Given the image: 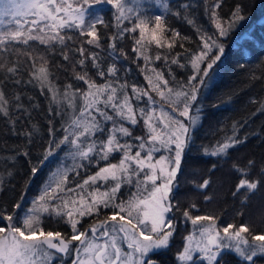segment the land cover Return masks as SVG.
I'll list each match as a JSON object with an SVG mask.
<instances>
[{
  "label": "snow or ice",
  "instance_id": "6c2138e0",
  "mask_svg": "<svg viewBox=\"0 0 264 264\" xmlns=\"http://www.w3.org/2000/svg\"><path fill=\"white\" fill-rule=\"evenodd\" d=\"M222 2L204 0V10L214 26L212 34L200 27L194 17L190 18V4L172 13L195 30L198 44L194 50L184 47L190 37L168 26L166 15L171 7L167 0H157L164 10L159 15H148L142 10V0H0V116L14 135L25 138V147L33 144L40 128L30 122L32 110L38 105L30 103L31 97H24V88H38L49 97L48 112L65 122L57 137L53 120H48V140L41 145L43 151L31 166L30 174L34 176L62 146L70 147L67 155L73 159L71 168L60 167L52 173L47 186L30 207L23 209L22 216L17 213L22 210L23 195L20 202L12 205L11 212L0 209V264H51L57 253H74L72 264H157L149 254L169 246L176 230L169 214L174 208L181 211L179 202L173 204L171 194L192 142L190 133L199 119V108H195V115L193 110L200 89L206 86L214 66L224 56L225 40L247 19L240 3L225 19L218 11ZM104 5L114 10L117 29L107 37L101 29L107 31L109 23L99 14ZM126 34H138L133 36L132 63L143 60L147 67L149 61H163L166 65L163 69L151 67L152 74L145 75L146 88L129 84L126 73L131 68L118 66L129 60L128 53L118 47V41ZM104 39L108 41L106 56L92 50L104 51ZM153 45L166 49L167 54L157 51L153 56ZM57 46L59 57L67 65L52 64L50 57L56 56ZM177 46L183 53L174 51ZM185 57L192 75L187 83L174 86L165 73L175 81L171 65L184 68L186 64L181 61ZM60 70L69 72L71 77L62 86L55 78ZM9 87L13 89L11 94ZM154 95L169 105L168 111L158 106ZM258 111L264 112V103ZM141 124L145 134L133 136L131 126ZM238 131L234 123L232 134L204 147V154L227 156L230 149L248 139L247 135H238ZM17 154L31 157L28 150ZM113 154L120 156L116 163L109 162ZM101 161L107 163L100 167ZM93 163L98 167L94 174L75 187L68 186L70 173L79 176L80 169ZM256 167L255 159H248L243 165L233 163L238 175L234 198L242 196L244 202L250 194L264 188V162L253 175ZM215 168L213 164L212 169ZM211 183L208 176L195 187L206 190ZM124 185H132L137 191L118 202ZM203 199L211 201L212 197L204 195ZM103 210H110L111 214L101 219ZM195 210L197 204L191 203L181 211L186 221L199 225L184 238L186 242L177 253L181 264H224L229 251L242 264H257V259L264 258V231L254 233L247 223L217 227V217L193 215ZM45 215L66 223L72 234L45 231ZM85 216L94 217V223L80 231L78 226ZM118 240H126L131 251H123ZM74 241H79V246Z\"/></svg>",
  "mask_w": 264,
  "mask_h": 264
},
{
  "label": "trees",
  "instance_id": "16d2710c",
  "mask_svg": "<svg viewBox=\"0 0 264 264\" xmlns=\"http://www.w3.org/2000/svg\"><path fill=\"white\" fill-rule=\"evenodd\" d=\"M167 2L171 7L170 13L166 15L168 26L180 31L182 36L191 38L185 43V48L195 50L198 44V36L192 26L188 25L183 18L172 15L182 5L190 4L192 6L189 9L190 18L194 17L197 24L209 34L214 32V26L204 10V0H167ZM142 3V10H146L148 15L164 14V10L157 3V0H142ZM238 3L245 7L247 19L237 26L225 40L226 51L224 56L214 66L206 86L200 89L198 103L193 110L195 115L197 114L195 108H199V119L190 133L192 142L190 148L185 152L182 172L178 176V184L173 189L171 196L173 204L179 202L181 211L191 203H196L198 210L193 211V215L217 217V227L222 228L228 223H247L254 233H259L264 231V188L255 194H250L247 201L242 202V196L234 198L232 192L237 183L238 175L233 170L232 165L233 163L243 165L248 159H255L257 167L253 171V175H256L261 162H264V112L258 111L261 104L264 103V0H223L218 11L221 16L227 19ZM113 11L111 6L104 5L99 13L109 23L107 31L101 29L105 37L117 30L113 20ZM125 23L128 24V22ZM133 36H138V34H126L123 40L118 41V47H122L129 57L128 62L118 66L131 68V71L126 73L129 84L134 83L140 88H146L148 85L145 75L152 74L151 67L163 69L166 65L163 61H155L154 63L149 61L147 67H145L143 60L132 63L131 61L134 59V53L131 51ZM76 43H80L79 38H77ZM102 44L104 51L92 50L106 56L107 51H109L107 39L102 40ZM157 51H163L167 54L166 49L159 50L153 45L151 47L153 56ZM174 51L183 53L184 50L177 46ZM56 52L55 57H50L52 64L67 65L68 62L62 61L58 55L59 46H57ZM186 61L187 57L181 61L186 64L184 68L171 65L175 81H172L167 72L165 73L174 86L187 83L188 77L192 75L193 70ZM142 68L145 70L141 71ZM121 75L124 76L125 74L121 73ZM55 78L56 83L61 86L71 80L70 73L63 70L56 71ZM76 83L81 88L85 87L80 82ZM7 90L9 94L13 91L11 87ZM19 90L16 89V91ZM24 97H31L30 103L38 105L32 110L33 119L30 122V124H37L40 128V133L34 138L33 144L25 147V138L14 135L10 128L5 126L4 118L0 116V180L3 181V185L0 186V209L7 208L11 212L12 205L20 202L23 195L22 210L17 213L20 216L23 215V209L30 207L32 201L37 198L43 184L57 168H71L73 166L72 157L67 155L71 150L70 147L62 146V150H58L50 156L34 176L30 174L31 166L36 163L37 157L43 151L41 145L46 144L48 140V120H53L57 137L62 134L61 126L65 121L60 116H54L48 112L49 97L42 94L38 88L31 85L27 86L24 88ZM154 99L158 106L163 104L169 107L168 104L161 101L160 97L154 95ZM53 107L56 106L53 105ZM234 123L239 128L238 135H247V141L230 149L227 156L205 155L203 148L210 147L217 140H222L225 135H231ZM30 124L28 125L29 130ZM240 124H243V127H240ZM107 126L110 127L111 122H108ZM126 126L128 125L126 124ZM131 129L133 136L145 134L142 124L131 126ZM24 150L30 151V158L17 154ZM13 156H15L14 160L12 159ZM119 159V154H113L109 157V162L116 163ZM105 163L107 162L101 161L99 166L103 167ZM213 164L216 165L215 169H212ZM97 170V165L93 163L80 169L79 176L70 173L68 186L75 187L76 183L82 182L83 179L94 174ZM208 176H211L212 179L210 187L206 190L197 189L195 184L202 183V180ZM100 187L101 191L105 190L103 184ZM136 191L132 185L122 186L118 193V202L120 199L127 200ZM204 195H210L212 200L205 201ZM181 211H176L174 208L173 212L169 214L174 219L176 228L169 246L162 251H156L149 255V258L156 261L157 264H177L176 255L183 247L184 238L188 235L191 227L190 221L185 220ZM241 211L244 215L238 216L237 213ZM110 214V210H103L100 218L103 219L105 215ZM92 223H94V217L85 216L78 227L81 229ZM67 226L66 223L57 218L47 215L43 217L45 229L60 231L65 236H70L72 232L67 229ZM224 264H242V261L229 251V254L224 256ZM257 264H264V258L257 259Z\"/></svg>",
  "mask_w": 264,
  "mask_h": 264
},
{
  "label": "rangeland",
  "instance_id": "374dc122",
  "mask_svg": "<svg viewBox=\"0 0 264 264\" xmlns=\"http://www.w3.org/2000/svg\"><path fill=\"white\" fill-rule=\"evenodd\" d=\"M160 105H162L163 106V109L165 110V111H168V109H169V107L168 106H165V105H163V104H160ZM159 111V110H158ZM185 122L186 123H188V121H187V119H185ZM57 170V169H56ZM55 170V171H56ZM54 171V172H55ZM53 172V173H54ZM51 177H52V174L49 176V178L47 179V181L43 184V186H42V188H41V190L45 187V186H47V184L49 183V181H50V179H51ZM41 194V191H40V193H39V195ZM38 195V196H39ZM37 196V197H38ZM31 206V205H30ZM190 221V220H189ZM205 224H207V223H209V222H204ZM190 231H189V233L188 234H190L193 230H194V227L195 228H198L199 227V225H197V226H193L192 224H191V221H190ZM67 229L69 230V231H71V229H70V227L69 226H67ZM44 230L45 231H47L48 229H45L44 228ZM79 230H80V228H79ZM49 231V230H48ZM89 235H91V234H89ZM186 242V241H185ZM185 242H184V244H185ZM118 243H119V246L122 248V250L123 251H128V252H130L131 251V249H129L128 247H127V241L126 240H118ZM73 244L75 245V246H79V241H74L73 242ZM184 244H183V246H184ZM165 248H162V249H156V250H154V252H158V251H162V250H164ZM182 249V248H181ZM52 251H55V250H52ZM151 254V253H150ZM149 254V255H150ZM60 257V259L61 260H63V259H65V258H69V261L70 262H68V263H70V264H72V261L74 260V258H75V254L74 253H71V254H69V255H66V254H56V256L52 259V261H51V264H52V262H53V260L55 259V258H57V257ZM176 261H177V264H181V262L177 259V255H176ZM199 261H197V263H198ZM205 264H206V262H205Z\"/></svg>",
  "mask_w": 264,
  "mask_h": 264
},
{
  "label": "flooded vegetation",
  "instance_id": "af4514ba",
  "mask_svg": "<svg viewBox=\"0 0 264 264\" xmlns=\"http://www.w3.org/2000/svg\"><path fill=\"white\" fill-rule=\"evenodd\" d=\"M90 224H88L86 227H84V228H81L80 229V231H84L88 226H89ZM48 231V230H47ZM52 231V230H51ZM90 234V233H89ZM58 254H60V253H58ZM152 260V259H151ZM154 261V260H153ZM68 262H70L69 261V258H65V259H63V260H61L60 259V257L58 256L57 258H55L54 260H53V262H52V264H70V263H68Z\"/></svg>",
  "mask_w": 264,
  "mask_h": 264
}]
</instances>
